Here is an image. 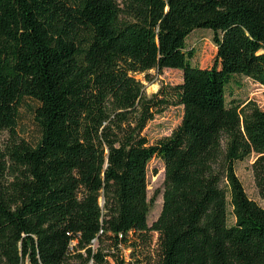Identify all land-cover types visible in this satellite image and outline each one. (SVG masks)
Segmentation results:
<instances>
[{
  "label": "trees",
  "instance_id": "16d2710c",
  "mask_svg": "<svg viewBox=\"0 0 264 264\" xmlns=\"http://www.w3.org/2000/svg\"><path fill=\"white\" fill-rule=\"evenodd\" d=\"M195 28L212 31L210 66L191 62ZM164 68L182 82L148 96L133 74ZM235 75L264 88V0H0V131L24 98L39 131L0 151V264H264V206L235 173L264 163V109L226 102ZM168 105L181 121L149 143Z\"/></svg>",
  "mask_w": 264,
  "mask_h": 264
},
{
  "label": "rangeland",
  "instance_id": "374dc122",
  "mask_svg": "<svg viewBox=\"0 0 264 264\" xmlns=\"http://www.w3.org/2000/svg\"><path fill=\"white\" fill-rule=\"evenodd\" d=\"M212 31L207 28H195L186 39V49L193 50L191 62L202 67L210 66L215 56V46L211 40ZM133 76L143 84L145 93L150 96L157 92L160 87L169 88L182 82V71L174 68H164L161 72L151 69L147 73H134ZM226 102L244 101L249 98L264 109V88L250 82L246 77L235 75L226 86ZM35 102L24 98L22 101L16 124L12 130L5 129L0 131V151L6 153L7 148L21 139L29 142H35L38 138V128L34 121L33 108ZM183 109L181 105H168L161 112L155 113L153 119L148 121L142 131L149 143H155L157 140L169 136L175 129L182 118ZM3 161L10 166L7 156ZM235 173L241 180L247 195L255 200L261 206H264V163L260 155L253 154L250 157L237 161L235 163ZM17 175L10 167L2 172L3 182L13 180ZM164 182V163L159 157H153L147 164V197L150 199L155 196L153 204L150 206L148 213V224H151L159 215L162 204L161 192ZM228 220L232 223L231 207L228 206ZM156 233H153V242L150 247L151 256L155 257L157 240ZM97 244L94 243L93 247ZM128 256L129 250L123 251ZM25 264H29L25 262ZM77 264V263H74Z\"/></svg>",
  "mask_w": 264,
  "mask_h": 264
}]
</instances>
